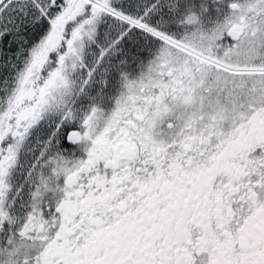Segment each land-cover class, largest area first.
I'll use <instances>...</instances> for the list:
<instances>
[{"label": "snow or ice", "instance_id": "1", "mask_svg": "<svg viewBox=\"0 0 264 264\" xmlns=\"http://www.w3.org/2000/svg\"><path fill=\"white\" fill-rule=\"evenodd\" d=\"M0 264H264V0H0Z\"/></svg>", "mask_w": 264, "mask_h": 264}]
</instances>
